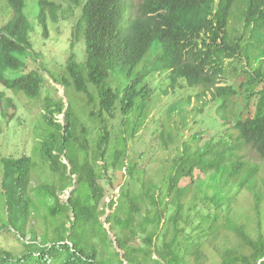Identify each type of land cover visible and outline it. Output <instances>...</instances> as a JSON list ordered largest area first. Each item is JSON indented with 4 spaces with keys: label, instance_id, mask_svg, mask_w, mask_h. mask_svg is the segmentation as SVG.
Wrapping results in <instances>:
<instances>
[{
    "label": "trees",
    "instance_id": "16d2710c",
    "mask_svg": "<svg viewBox=\"0 0 264 264\" xmlns=\"http://www.w3.org/2000/svg\"><path fill=\"white\" fill-rule=\"evenodd\" d=\"M6 1L11 17L0 28V83L36 98L42 92L43 78L35 71L23 73L25 63L15 55L30 46L32 27L24 12L25 0ZM69 1L81 5L80 0ZM38 4L37 21L46 35L48 18L57 21L58 5L54 0ZM128 6L130 0L83 2L77 26L82 30L85 58L79 63L71 52L66 64L75 91L86 94L84 109L98 123L97 134L91 135L81 123L73 102L64 108L62 101L44 96L46 126L39 155L57 175L59 186L29 188L31 158H1L8 226L21 239L27 235L29 239L22 241L25 249L19 256L11 251L0 253V264H206L208 247L218 254L219 264H264V170L261 174L243 154L250 147L264 159V86L247 92L243 108L233 110L245 83L264 82V39L261 59H256L254 68L251 60L255 57L242 51L245 37L264 36V0H141L138 14L126 18ZM155 41L159 43L155 50L160 52L152 70L146 69L141 63ZM241 55L253 69L241 70L247 74L246 81L238 86L220 85L224 61ZM156 71L163 75L161 94L183 81L199 89L195 101L206 93L211 104L218 100L214 117L232 124H228L229 132L203 147L197 145L198 135L192 136L168 164L151 170L130 159L126 132L120 129V135H114L108 118L114 119L118 108L123 115L136 110L140 120L151 101L145 79ZM116 76L124 77L120 90L109 81ZM61 82L67 92L70 82L65 77ZM252 98L256 99L252 102ZM181 102L170 108L169 118L173 110H180ZM0 104L2 116L10 121L12 98L0 91ZM54 113H63L64 122L53 120ZM159 137L162 147L171 143V134L164 128L159 129ZM123 170L126 180L117 198L105 202V183L113 185L110 174ZM135 173L142 175L135 179L138 195L122 189ZM72 186L70 196L61 201L58 192ZM242 189L251 196L245 220L237 210V194ZM41 206L46 209L42 231L33 225L27 228L32 217H39ZM106 208L110 210L105 219L109 231L120 228L114 251L108 250L107 242L112 240L100 218ZM125 212L128 216L123 217ZM8 226L0 224V230H9ZM133 239H137L134 244Z\"/></svg>",
    "mask_w": 264,
    "mask_h": 264
},
{
    "label": "rangeland",
    "instance_id": "374dc122",
    "mask_svg": "<svg viewBox=\"0 0 264 264\" xmlns=\"http://www.w3.org/2000/svg\"><path fill=\"white\" fill-rule=\"evenodd\" d=\"M58 5V10L56 13L57 21L53 22L50 18L47 20V34L42 33V26L37 21L38 14V0H25L24 12L27 16L32 29L29 31L28 39L30 41V46L27 49H23L19 52H15L24 63L23 73L30 71L38 72L43 78L42 92L36 98L27 97L22 91L13 92L11 89L3 87L0 83V91H3L5 95L12 98L14 106L8 109V113H12L10 121H7L3 117L1 112L0 104V224L9 225L6 216V206L4 202V195L2 193V164L1 158L10 157L18 158L22 155L29 156L34 162L31 170L32 180L29 184L30 187H35L40 184H55L59 186L57 175L50 170L47 163L40 158L39 150L42 135H44V128L46 126L45 120L43 119V102L44 96L48 94L52 98L64 103V108L67 106L68 102H73V108L76 111L82 124L87 126L90 134L95 136L98 131V123L95 119L89 118L85 108L87 97L85 93L75 91L73 85L71 84V79L66 71V64L68 62L71 52L74 53V58L77 62L82 63L84 61V49L85 43L82 37V30L78 25V18L81 13V6L74 5L69 0H54ZM83 0H81L82 2ZM140 0H130L132 15L136 14V6ZM11 17V10L8 6L6 0H0V28L8 21ZM264 36L258 33L254 36H247L244 38L242 43V51L250 53L253 57L251 61V67H255L258 61L261 59L259 54L261 53ZM260 42V43H259ZM159 47V43L155 41L149 50L145 59L143 60L141 66L144 64L146 69H151L154 66V60L158 56L159 51L155 50ZM154 49V50H153ZM256 59H259L256 61ZM235 65V66H234ZM235 67L236 71L232 68ZM252 71L253 69L247 66L245 59L239 57L237 59H226L224 61V74L220 76V85H235L238 86L241 82H245L247 79V74L241 72L243 68ZM264 67V63H263ZM8 73V71H7ZM22 72H18L20 74ZM9 75V74H8ZM61 77L70 82V86L66 89L65 86L60 84ZM162 73L158 71L155 73H150L145 79V83L149 86V97L151 101L149 102L148 108L144 116L137 119L136 110L131 111L127 115H123L118 108L115 109V118H108L109 124L112 125V133L114 135H120V129H123L128 136L127 148L130 155V159L139 162V167L145 166L147 169L157 170L159 166L163 163L168 164L170 158L175 155V153L182 148L183 142H190L192 136L198 135L199 147H203L206 142L212 138L220 137L226 131H230L228 124L232 122L222 123V120L218 117H214L215 105L211 104L208 99L210 96L205 94V97H201L200 100L195 101V94L199 91L198 88H189L185 85L183 81H179L175 89L168 91V94H161V90L165 85L161 83ZM110 83L120 90L119 84L124 80L119 77L110 78ZM264 86V82L249 85L244 84L241 89V94L236 99L237 102L233 104V110L239 111L243 108L245 103V96L250 90H258ZM92 91V87L90 86ZM94 94V93H93ZM94 100L96 97L94 95ZM252 102L256 98H252ZM207 101L206 102L204 101ZM182 101V102H181ZM180 109L179 111L173 110L171 118L168 117L170 108H174L175 105ZM209 104H211L209 106ZM193 105H195L193 107ZM94 108V107H93ZM97 112L98 108H94ZM231 109V106H230ZM252 109V106H251ZM53 120L58 122H64L63 113H54L52 116ZM138 123V124H136ZM164 128L165 133L171 134V143L167 147L161 146V140L159 137V129ZM80 133V132H79ZM81 134V133H80ZM135 134V135H133ZM244 159L252 164H255L263 173L264 170V159H262L252 148H244ZM63 162L68 164V161L62 156ZM198 169L195 173H198ZM113 179L114 188L110 183H105L106 197L105 202H108L112 198H117L122 185L126 177L123 171H116L110 174ZM135 173L134 178L128 179L126 182L127 187L123 185L122 189L129 190L130 194L138 195L139 187L135 180L136 177H141ZM204 177V176H203ZM75 181V175L73 176V182ZM72 187H67L63 191H59V198L61 201H65L70 196V191ZM122 197L119 196L118 202L121 203ZM49 203L52 200H48ZM251 201L250 194L242 189L239 194H237V210L240 212L242 219L245 218L246 209ZM46 209L41 206L39 217L31 218L27 222V228L33 225L37 227L38 231H42L45 221L42 216L44 215ZM110 210L105 209V214L101 215V221L103 226L109 232V237L112 243H109L108 250H117L115 242V234L120 235V228L115 227L114 231H109V223L105 221L106 216L109 214ZM35 214L34 216H36ZM70 217L67 218V226L70 225ZM128 216L125 212L123 217ZM130 216V215H129ZM49 226V225H48ZM50 227V226H49ZM264 231V223H263ZM8 229L0 230V253L3 251H11L14 255H21L25 249L23 242L29 239V235L25 239H21L19 234L12 228L8 226ZM39 237L37 241H39ZM132 240V239H131ZM134 240V239H133ZM135 239L132 244L136 243ZM206 264H219L220 258L218 254L212 250L210 247L205 249Z\"/></svg>",
    "mask_w": 264,
    "mask_h": 264
},
{
    "label": "clouds",
    "instance_id": "9594fccd",
    "mask_svg": "<svg viewBox=\"0 0 264 264\" xmlns=\"http://www.w3.org/2000/svg\"><path fill=\"white\" fill-rule=\"evenodd\" d=\"M39 1V0H38ZM86 0H83L82 2H81V0H80V4L82 5V3L83 2H85ZM141 1V0H140ZM139 1V2H140ZM138 2V3H139ZM138 3H137V6H138ZM80 5V6H81ZM137 6H136V14H134V15H132L131 13H132V9H131V6H128V9L126 10V13H125V17L126 18H128V17H134V16H136L137 14H138V9H137ZM38 7H39V4H38ZM38 15V14H37ZM154 50V49H153ZM159 51V50H158ZM150 52V51H149ZM148 52V53H149ZM160 52V51H159ZM147 56V55H146ZM145 56V57H146ZM145 57H144V59H145ZM143 59V60H144ZM156 59V58H155ZM142 64V63H141ZM157 72V71H156ZM159 72V71H158ZM119 78H122L123 80H124V77L123 76H118ZM60 84H62L63 86H65L62 82H60ZM206 94H208L209 96H210V94L209 93H206ZM211 98V97H210ZM208 101H210V99H208ZM211 104H209V106H210ZM194 107V106H193Z\"/></svg>",
    "mask_w": 264,
    "mask_h": 264
}]
</instances>
